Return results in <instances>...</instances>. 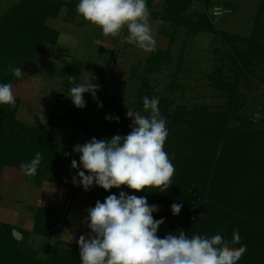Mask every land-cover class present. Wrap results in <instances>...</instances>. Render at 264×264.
Segmentation results:
<instances>
[{
	"label": "trees",
	"instance_id": "1",
	"mask_svg": "<svg viewBox=\"0 0 264 264\" xmlns=\"http://www.w3.org/2000/svg\"><path fill=\"white\" fill-rule=\"evenodd\" d=\"M150 1L146 0L147 6ZM193 1L166 0L163 12L153 14L161 22V32L168 37L169 45L165 51H152L146 59V72L153 73L167 62L175 43V32L184 28L188 36L199 33L219 36L220 42L228 49L232 72L236 76L224 73L222 65L216 66L208 75L211 88L226 99L221 110L211 112L206 105L189 110L180 106L168 116L166 127L169 134L164 150L175 167L170 188L166 191L148 188L135 192L122 186L105 191L93 184L85 191L82 185L73 183L74 177L78 180L77 172L84 171L80 165V154L77 153L75 159L78 169H73L72 152L60 150L53 140L55 124L31 126L19 121L16 118V98L15 107L0 105V175L5 166L21 171L20 165L30 163L39 152L41 163L36 175L24 176L37 185L47 181L66 188L68 204L75 195L94 200V205L98 200L104 202L112 194L119 197L121 191L145 197L150 206H158V211L153 213L154 219H164L157 231L159 238L169 233L178 235L182 230L189 238L194 235L210 238L220 234L231 241L233 232L238 230L240 242L233 247L246 245L247 250L237 264H264V121L237 114L241 107L238 104L239 80L244 71L256 68L264 58V0L259 1L249 37L218 32L205 13L196 18L189 16L187 12ZM203 1L205 10L212 8L210 0ZM73 6L65 0H20L0 16V84L13 85L16 80L10 67L39 64L38 71L42 72L41 69L48 70L43 66L45 62L40 64L44 60L54 67L59 57L45 51L44 45H54L58 33L46 21L55 19L62 7ZM168 27H172V32L167 31ZM56 67L62 79L58 90L63 89L65 94L72 88L69 79L77 81L81 72L90 68L79 61ZM249 73L253 75V72ZM259 81L264 84L262 77ZM141 88L145 90L147 84L144 82ZM145 96L150 98L149 92L140 90L136 98L138 107L143 108ZM63 99L69 102V97L59 96L61 104ZM111 101V98H106L101 103L102 107L99 105L91 124L80 117L70 119L67 126L70 137L77 139L86 135V140L80 141L83 145L92 138L110 140L114 135L122 136L127 120L120 113L108 112ZM166 105V99L158 104L164 114ZM231 121L238 122V126L229 127ZM204 194L208 199H214V203L204 204ZM174 203L182 205L178 215L172 214L171 205ZM57 216L56 210H36L30 233L44 239L40 250L22 248L25 234L18 231L22 234L20 243L12 237L14 228L1 224L0 264H81L78 247L50 248L49 242L59 228ZM61 226L67 227L68 223ZM40 253L45 255L44 260Z\"/></svg>",
	"mask_w": 264,
	"mask_h": 264
},
{
	"label": "clouds",
	"instance_id": "2",
	"mask_svg": "<svg viewBox=\"0 0 264 264\" xmlns=\"http://www.w3.org/2000/svg\"><path fill=\"white\" fill-rule=\"evenodd\" d=\"M76 12L85 21L102 29L105 37H118L124 29L125 42L145 52L155 51L156 40L152 34L150 11L146 0H79ZM20 78L22 68L9 69ZM98 85L88 79L70 89L69 96L77 108L85 107L84 93L95 99ZM158 98H143V108L148 116L128 110L132 119L131 131L126 136L114 135L110 140L92 138L75 151L80 154V165L87 171H78L73 183L88 191L93 184L108 191L126 186L135 192L148 188L166 191L171 187L175 167L164 150L168 137L166 121L161 117ZM15 107V96L10 83L0 84V105ZM102 107V104L100 105ZM118 120V117H116ZM41 163L36 153L30 163L20 165L25 176H35ZM71 167L78 169L76 160ZM182 205H171L173 215H178ZM84 221L90 232L80 235L78 245L81 264H237L247 250L239 244V231L231 241L220 234L210 238L194 235L189 238L182 230L179 234L157 236L164 219H154L158 206L149 205L145 197L112 194L104 202L96 201L88 208Z\"/></svg>",
	"mask_w": 264,
	"mask_h": 264
},
{
	"label": "rangeland",
	"instance_id": "3",
	"mask_svg": "<svg viewBox=\"0 0 264 264\" xmlns=\"http://www.w3.org/2000/svg\"><path fill=\"white\" fill-rule=\"evenodd\" d=\"M19 1L20 0H0V16L6 13L10 7L19 3ZM65 1L73 4H75V1L79 2V0ZM210 1L212 8L205 10V3L203 0H194L187 14L196 18L198 15L205 13L218 32L226 31L242 37H249L252 34V28L260 0ZM58 18L56 20L47 19L46 24L56 27L61 22V18ZM172 30V27H168L167 29L168 32H172ZM93 31L94 26L91 28L90 32H88L85 38L86 41L84 40L86 44L91 43L88 45L89 48H87L86 51L88 55L84 58L88 61H79L82 65H89L90 68L88 70L84 69L77 81L69 79V82L72 87H74L89 79L91 83L99 86L95 93L96 98L94 99L91 93H84L83 98L86 102L85 107L77 108L73 104L72 98L68 95L69 93H63V89H60V91L58 90V93L56 90H53L57 97L66 95L70 97L69 102L66 99L62 101L64 110H67L66 113H64V118L67 119V123L74 117H80L91 124L95 118L99 105L103 103L106 98H111L112 101L109 105L108 112L120 113L127 120V127L122 135L126 136L130 133L132 125V119L127 117L129 109L134 112H139L144 116L149 115L148 112L143 110L144 108L136 105V98L140 90L146 93L149 92L150 100L158 98L160 103V100L166 99L167 105L165 106V114L159 110L161 117L166 121V125L169 121L168 116L173 114L180 106H184L185 109L189 110L194 106L206 105L211 112H215L221 110L226 104L225 97H223L220 92L211 88L208 80V75L216 66L220 65L224 67V73H230V76H236V74L232 72L233 68L230 65L228 49L220 42L219 36L203 33H199L195 36H188L184 28H179L175 32V43L171 47L167 62L162 67L149 74L146 72V63L144 62V58L148 55V52L142 51L136 47H132L130 50L123 49L122 45L125 38L123 33H121L115 42L112 40L111 42H106L105 38H103L104 35L102 34L101 28H99V34H97V40L100 39L99 42L101 45L95 44L91 40L96 38L94 36L92 38L90 35ZM78 33L82 36V29H80ZM60 41H63L65 43L63 45L66 46H71L76 42L71 47L76 48V51L78 49H86L85 43H80L79 39L77 40V33L75 31L74 36L63 34L59 37V42ZM262 42L264 43V34L262 36ZM60 46L62 45H56L54 47L44 45V50L60 56ZM119 50H121V52H119ZM119 54H121L122 57L119 56ZM76 58L77 57H75V59ZM43 62H45L43 65L44 68L48 67V70L41 69L42 75L45 77L53 76V81L61 85L62 79L58 76L59 71L56 65L73 64V56L62 54L60 58L55 60L56 63L54 67L50 66L51 63L46 60L41 61L40 64ZM38 65L39 64H29V67L31 66V73L35 70L38 71ZM29 67H22V75L20 78H16V81L28 76L27 73L30 71ZM249 72H253V75ZM261 77L264 79V58L256 68H250L248 71H244L239 80L238 89L240 96L238 104L241 107L237 114L240 116H247L254 121L259 119L264 121V84L259 81ZM144 82L147 84V88L142 90L141 85ZM53 117L54 116H50L47 119V123L51 122ZM56 123L57 122H55V124ZM59 125H61V123H59ZM236 126H238V122L231 121L229 123V127L231 128ZM78 138L80 141L86 140V135H81ZM72 156L73 160H75L77 155L73 154ZM85 174H88L87 171H85ZM205 194L203 195L204 197ZM205 198L204 204L214 203V199L212 201V198L208 199L207 196ZM90 201L88 199H80L76 203L73 202L71 207L70 203L68 204L66 201L64 204L60 203L57 209H53L58 211L59 228L56 235H54L49 242L50 248L54 246L60 248L76 246L79 248L78 240L80 235H85L87 238L90 232V229H88L84 223L87 217L86 210L95 206L94 200L90 199ZM84 206L86 207L83 208ZM65 207L68 208L67 215H63ZM66 222L68 223L67 227L61 226ZM1 224L2 223H0V226ZM31 240L25 241L24 239L22 241L21 238L20 241H22V243L20 241L18 242L21 243L22 248L28 247L34 250H40L44 239L39 236H32ZM40 254V257L44 260L46 258L45 255L42 253Z\"/></svg>",
	"mask_w": 264,
	"mask_h": 264
},
{
	"label": "crops",
	"instance_id": "4",
	"mask_svg": "<svg viewBox=\"0 0 264 264\" xmlns=\"http://www.w3.org/2000/svg\"><path fill=\"white\" fill-rule=\"evenodd\" d=\"M165 2L166 0H151L148 6L150 11L152 34L156 40L155 49L161 51H165L168 48L169 40L168 37L161 32V22L156 19L153 14L162 13ZM74 3L75 4L73 8H61L58 16L53 19L56 20L58 17V19L61 18V22L58 24V26H49L58 33L57 41L51 46L54 47L56 45H62L59 48V50H61V55L64 54L67 56H73V62H86L88 60H85L84 58H86L88 55L86 51L87 48H89L88 45L91 43L86 44L85 38L88 32H90L91 28L94 26V31L90 35L92 38L94 36L96 39H92L91 41L95 44H100V39L97 40L99 27L85 21V19L76 12V6L79 2L75 1ZM80 29H82L83 32L82 36H80L78 33ZM74 31L77 33V40L79 39L80 43H85L86 49H78L76 51V48H71L76 42H74L71 46L63 45L65 44L63 41V43L61 41L59 42L60 36L63 34L74 36ZM122 33L126 37L128 35L127 29H124ZM118 37L103 36L106 42H111V40L115 42ZM132 47L135 48L136 46L128 44L124 39L122 48L130 50ZM119 52H121V50H119ZM151 53L152 52L147 53L148 55L144 58L145 63L146 59L151 55ZM54 55L58 56L57 54ZM60 56L58 57L60 58ZM119 56L122 57L121 54H119ZM75 57L77 58L75 59ZM23 66L28 68L29 63ZM29 70L30 71L27 73L28 76L23 77L19 81L15 80L12 85L13 94L18 100L16 118L19 121L31 126H44L55 124V122H57L53 130L54 142L58 145L60 150H66L72 152V154H77L75 147L80 145V140L78 138H71L69 132H67L68 123L66 122L67 119L64 118V113H66L67 110H64L63 103L61 104L59 102V97H57L53 91L56 90L58 93V89L61 88V86L59 87V83L53 81V76L45 77L42 75L41 71L37 70L31 73V66L29 67ZM50 116L54 117L51 119V122L47 123V119ZM59 123H61V125H59ZM80 199H88L90 201V198L88 197L75 195L70 202V207L72 206L73 202L76 203ZM66 201H69V194L66 188H61V186L47 181L37 185L27 180L23 172L16 168L5 166L2 169L0 175V223L10 225L14 228L13 230L23 232L25 234V241H30L32 236H36L30 232L33 227L34 215L37 209H57L60 203L64 204ZM85 207L86 206L83 208ZM67 213L68 208L65 207V212L63 215H67Z\"/></svg>",
	"mask_w": 264,
	"mask_h": 264
},
{
	"label": "water",
	"instance_id": "5",
	"mask_svg": "<svg viewBox=\"0 0 264 264\" xmlns=\"http://www.w3.org/2000/svg\"><path fill=\"white\" fill-rule=\"evenodd\" d=\"M12 237L16 241H20L21 240V234L18 231H16V230H12Z\"/></svg>",
	"mask_w": 264,
	"mask_h": 264
}]
</instances>
